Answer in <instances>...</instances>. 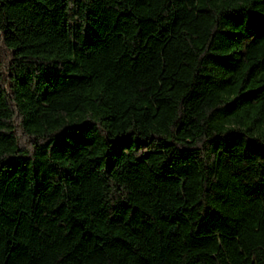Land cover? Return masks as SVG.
<instances>
[{
  "label": "trees",
  "instance_id": "1",
  "mask_svg": "<svg viewBox=\"0 0 264 264\" xmlns=\"http://www.w3.org/2000/svg\"><path fill=\"white\" fill-rule=\"evenodd\" d=\"M0 264H264V0H0Z\"/></svg>",
  "mask_w": 264,
  "mask_h": 264
}]
</instances>
